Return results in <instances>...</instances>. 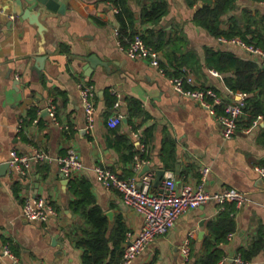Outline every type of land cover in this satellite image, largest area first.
Returning <instances> with one entry per match:
<instances>
[{
    "label": "crops",
    "instance_id": "crops-1",
    "mask_svg": "<svg viewBox=\"0 0 264 264\" xmlns=\"http://www.w3.org/2000/svg\"><path fill=\"white\" fill-rule=\"evenodd\" d=\"M62 1L66 13L60 19L44 20V43L37 25L13 15L0 17V264H84V248L76 244L75 235L77 228L86 224L71 205L79 198L71 190L73 179L82 181L78 190L85 203L100 207L107 215L110 231L118 220L126 225L124 254L145 218L124 202L120 190L101 181L96 167L110 169L119 178L135 177L139 185L152 174L151 189L156 191L167 172L175 175L178 187L196 185L203 166L210 168L207 190L236 187L246 194L247 201L237 207L235 202L222 205L212 200L188 210L130 264H191L190 253L197 257L204 253L203 242L211 234V225L220 222L232 207L236 230L217 247L230 256L232 250L249 249L260 236L263 248L248 264H264V178L255 170L264 165V115L246 125L243 121L248 112L244 109L236 133L226 138L218 118L223 105L217 106L218 114L212 113L179 92L170 80L190 73L200 85L217 90L225 101L240 100L244 91L234 92L227 84L235 71H220L210 64L208 50L231 53L261 69L264 50L240 37H216L199 25L194 14L203 2L192 7L186 0H167L168 13L151 22L144 20L143 11L154 0H128L136 33L145 37L150 29L155 30V36L163 32L164 45L156 48L166 70L161 73L149 60L127 54L113 0ZM11 2L0 0V12L2 8L10 11ZM245 8L264 14V1L236 0L235 9L224 16L221 27L228 28L232 17L242 20ZM168 40L173 43H165ZM43 48L45 60L37 67ZM174 48L173 61L181 63L183 74L168 73V69L174 71L167 52ZM91 55L109 66L97 61L92 67ZM85 84L94 86L91 124L80 91ZM51 105L56 119L47 111ZM139 108L141 112H137ZM115 113L126 119L112 128L107 120ZM118 136L129 142H118ZM70 147L77 149L85 165L65 184L58 159ZM39 148L49 154L50 161H32L25 173L11 168L13 149L32 155ZM158 170H164V175L156 185ZM28 198L45 199L56 213L46 221L29 219L23 212Z\"/></svg>",
    "mask_w": 264,
    "mask_h": 264
},
{
    "label": "built area",
    "instance_id": "built-area-1",
    "mask_svg": "<svg viewBox=\"0 0 264 264\" xmlns=\"http://www.w3.org/2000/svg\"><path fill=\"white\" fill-rule=\"evenodd\" d=\"M119 11L118 7H114ZM234 41H239L233 39ZM240 42V41H239ZM244 46H246L243 43ZM248 47V46H246ZM254 49L252 47H248ZM127 54L132 58H143L157 67L161 73L165 68L161 65L159 51L149 44L141 32H137L126 48ZM218 74V71H214ZM175 88L199 102L212 113H217V106L223 105V113L218 115L223 126V134L231 138L236 133L240 118L247 104V92L240 94V100L225 101L221 94L212 87L200 85L192 74L174 75L170 78ZM188 86V87H187ZM81 97L90 124L94 118V86L92 84L81 85ZM50 115L56 119L55 106L47 107ZM218 114V113H217ZM124 115L115 113L109 116L108 126L114 128L122 123ZM138 135V133H137ZM51 158L44 149H37L32 155L21 153L17 149L11 151L9 164L11 168L25 173L31 166L32 161L48 162ZM58 162L65 178L73 177L82 172L84 162L75 147H70L67 153L59 157ZM101 181L107 186H115L122 192L126 204L144 215L145 221L139 234L127 244L120 264H130L133 259L158 236L166 234L177 223L179 217L190 209L197 208L209 201L215 200L224 205L227 202H235L237 207L247 201L246 194L236 187H226L219 192H211L206 188L207 177L210 168L202 167V178L196 184L186 183L178 187L176 177L172 172H167L162 179L159 188L152 191L153 175H146L141 185L135 177L119 178L110 169L96 167ZM257 173L264 178V165L255 167ZM24 215L29 219L46 221L56 213L55 208L43 198H28L24 208ZM233 233L229 234L231 239ZM10 254L9 249L4 251ZM184 253L189 255V242L184 247ZM229 256L223 257L217 264H226ZM230 264H247L240 252L234 253Z\"/></svg>",
    "mask_w": 264,
    "mask_h": 264
},
{
    "label": "trees",
    "instance_id": "trees-1",
    "mask_svg": "<svg viewBox=\"0 0 264 264\" xmlns=\"http://www.w3.org/2000/svg\"><path fill=\"white\" fill-rule=\"evenodd\" d=\"M190 6H195L199 2L203 5L194 14V20L211 34L216 37H240L248 45L264 50V14L259 12L253 13L251 10L243 9V19L239 20L232 17V23L226 29L221 27L223 18L230 10L235 9L236 0H186ZM264 1V0H256ZM119 7L116 12V19L120 27V39L123 45L129 46V41L133 39L135 30V15L128 6V0H113ZM167 0H154L148 4L143 11L145 21L158 22L168 13ZM150 35L145 36V40L155 48L163 47L164 35L162 31L155 36V30L150 29ZM165 43L172 44L168 40ZM209 57L211 55L210 64L220 71L233 69L236 76L227 80L229 89L234 92L244 91L250 94L247 98L245 111L248 112L245 122L246 125L259 116L264 115V69L258 67L257 63L249 60H241L231 53L222 51L208 50ZM173 55L176 56V49L167 52L172 72L168 69V73L183 74L185 71L181 69V63L173 61ZM186 57L185 55L183 56ZM135 103H131L133 108L132 114L136 111ZM141 112L140 108L139 111ZM118 142L128 143L129 140L125 136H118ZM129 159L132 154L128 155ZM81 180L73 179L71 181V190L77 193L79 198L77 201H71V205L75 211L79 212L84 218L85 225L77 228L75 235L76 244L84 248L83 263L84 264H120L123 256L122 243L126 238V225L123 221L118 220L114 228L109 230V219L102 209L98 206H89L85 203L83 195L78 190ZM80 192V193H79ZM235 207L229 209L221 218L220 222L211 225V234H209L203 242L204 253L199 257L190 253L189 259L191 264H217L225 255L222 248L217 247L220 242H227L228 235L236 230V222L233 217ZM110 231V232H109ZM263 248V241L260 236L255 239L253 245L249 249H240V253L245 261H250Z\"/></svg>",
    "mask_w": 264,
    "mask_h": 264
},
{
    "label": "water",
    "instance_id": "water-1",
    "mask_svg": "<svg viewBox=\"0 0 264 264\" xmlns=\"http://www.w3.org/2000/svg\"><path fill=\"white\" fill-rule=\"evenodd\" d=\"M11 10L7 11V9L2 8L0 12V17L7 16L9 18L10 15L17 17L21 22L28 20L31 24H35L38 26L39 33L42 37L43 43L45 42V32L47 31V27L44 24V20L47 17H57L61 18L62 14L66 13L67 6L66 3L62 0H11ZM1 19V18H0ZM12 20L9 19L8 25L10 26ZM45 57V50L41 51V55L37 58L39 64L37 67H40L43 63ZM100 62L105 64L107 67L108 63L100 60L96 55H91L89 57L90 65L93 67L96 65V62ZM48 111V109H47ZM126 118H124L125 120ZM148 168V166H146ZM164 175V170H158L156 175V185H158ZM65 184L68 183V179L65 178ZM111 216V212L108 213ZM234 251L230 252V256L226 261V264H230L233 261Z\"/></svg>",
    "mask_w": 264,
    "mask_h": 264
}]
</instances>
